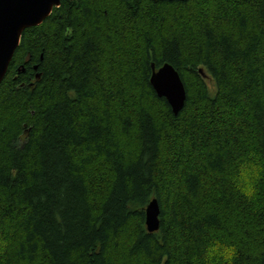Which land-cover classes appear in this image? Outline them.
I'll list each match as a JSON object with an SVG mask.
<instances>
[{"label":"trees","instance_id":"16d2710c","mask_svg":"<svg viewBox=\"0 0 264 264\" xmlns=\"http://www.w3.org/2000/svg\"><path fill=\"white\" fill-rule=\"evenodd\" d=\"M153 63L185 83L177 114ZM250 149L264 155V0H62L0 83V264H192L209 228L264 264V204L228 179Z\"/></svg>","mask_w":264,"mask_h":264},{"label":"water","instance_id":"95a60500","mask_svg":"<svg viewBox=\"0 0 264 264\" xmlns=\"http://www.w3.org/2000/svg\"><path fill=\"white\" fill-rule=\"evenodd\" d=\"M62 0H0V83L4 79L27 28L38 26L51 15ZM151 83L160 97H165L173 112H180L187 90L179 71L170 63L159 68L152 64ZM146 225L150 232L160 228L161 207L153 198L146 206Z\"/></svg>","mask_w":264,"mask_h":264},{"label":"clouds","instance_id":"9594fccd","mask_svg":"<svg viewBox=\"0 0 264 264\" xmlns=\"http://www.w3.org/2000/svg\"><path fill=\"white\" fill-rule=\"evenodd\" d=\"M228 179L238 197L256 207L264 204V155L251 149L239 152L231 164ZM8 243L0 237V253ZM239 255L240 245L236 238L209 228L198 252L192 256V264H237Z\"/></svg>","mask_w":264,"mask_h":264},{"label":"rangeland","instance_id":"374dc122","mask_svg":"<svg viewBox=\"0 0 264 264\" xmlns=\"http://www.w3.org/2000/svg\"><path fill=\"white\" fill-rule=\"evenodd\" d=\"M207 81L210 83V85L212 84L211 78H207Z\"/></svg>","mask_w":264,"mask_h":264}]
</instances>
